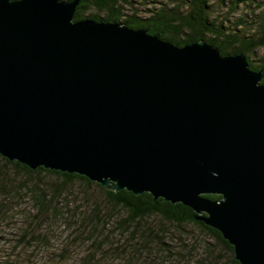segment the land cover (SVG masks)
I'll use <instances>...</instances> for the list:
<instances>
[{
  "label": "water",
  "instance_id": "obj_1",
  "mask_svg": "<svg viewBox=\"0 0 264 264\" xmlns=\"http://www.w3.org/2000/svg\"><path fill=\"white\" fill-rule=\"evenodd\" d=\"M80 1L0 0V153L183 203L264 264L263 71L203 40L75 20Z\"/></svg>",
  "mask_w": 264,
  "mask_h": 264
},
{
  "label": "trees",
  "instance_id": "obj_2",
  "mask_svg": "<svg viewBox=\"0 0 264 264\" xmlns=\"http://www.w3.org/2000/svg\"><path fill=\"white\" fill-rule=\"evenodd\" d=\"M140 3L146 5L145 14H140L141 8H136L133 0H81L75 20L95 18L120 22L131 28L147 29L152 34L159 33L164 40L179 46L203 40L219 48L223 55L245 54L250 68L264 73V55L258 57L259 50L264 48V0H220L221 4L228 5L226 14L216 13L212 0H165L152 6H148L150 0ZM240 4L244 5V12L233 19L231 14ZM91 8L95 10L87 14ZM261 82L264 83V78ZM75 182H80L86 189L90 184L97 185L112 204L111 208H120L125 213L117 219L116 227L122 233L128 232V242L155 243L165 250L168 237L174 238L170 233L173 226L181 233V229L184 232L186 226L192 225L226 248L230 264H241L235 258L234 246L222 232L197 219V213L190 206L172 203L162 197L155 199L150 192L115 191L78 173L44 166L32 169L0 153V211H5L10 202L28 196L37 211L36 219L44 221L60 211L59 201L73 190ZM207 196L221 197L218 194ZM94 206L93 216L99 218L101 206L98 203ZM112 216V209L104 214L103 228L113 222L110 221ZM204 242L211 240L205 238ZM92 257L93 254L80 264H94ZM9 259L0 260V264H23L21 259ZM30 261L29 258L24 260L26 264H31Z\"/></svg>",
  "mask_w": 264,
  "mask_h": 264
},
{
  "label": "rangeland",
  "instance_id": "obj_3",
  "mask_svg": "<svg viewBox=\"0 0 264 264\" xmlns=\"http://www.w3.org/2000/svg\"><path fill=\"white\" fill-rule=\"evenodd\" d=\"M150 1L148 6L165 0ZM212 1L216 13L226 14L228 5ZM133 2L141 8L140 14H145L146 5L141 0ZM238 8L231 14L233 19L244 12V5ZM263 55L264 48L258 57ZM95 203L101 206L99 218L93 216ZM111 206L97 185L86 189L80 182L59 201L60 211L44 221L36 219L37 211L28 196L16 199L0 211V260L16 258L26 264L24 260L29 258L31 264H80L93 254L94 264H230L226 248L192 225L181 233L173 226L170 233L174 238L168 237L165 250L155 243L128 242V232L116 227L117 219L125 213ZM111 209L113 222L103 228V216ZM178 235L181 238L177 239ZM205 238L211 242H204Z\"/></svg>",
  "mask_w": 264,
  "mask_h": 264
}]
</instances>
